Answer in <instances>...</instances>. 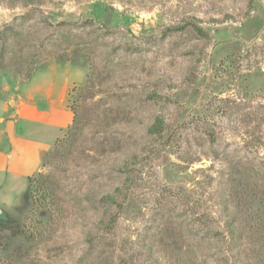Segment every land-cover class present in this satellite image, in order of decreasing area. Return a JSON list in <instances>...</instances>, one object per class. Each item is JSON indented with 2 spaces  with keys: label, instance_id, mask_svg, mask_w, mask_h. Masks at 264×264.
<instances>
[{
  "label": "rangeland",
  "instance_id": "374dc122",
  "mask_svg": "<svg viewBox=\"0 0 264 264\" xmlns=\"http://www.w3.org/2000/svg\"><path fill=\"white\" fill-rule=\"evenodd\" d=\"M50 64L74 120L0 183V264H264V0H0V99Z\"/></svg>",
  "mask_w": 264,
  "mask_h": 264
},
{
  "label": "crops",
  "instance_id": "0c3cea01",
  "mask_svg": "<svg viewBox=\"0 0 264 264\" xmlns=\"http://www.w3.org/2000/svg\"><path fill=\"white\" fill-rule=\"evenodd\" d=\"M82 75L68 64H50L20 83L9 100L0 99V183L40 172L43 156L74 120L68 94Z\"/></svg>",
  "mask_w": 264,
  "mask_h": 264
}]
</instances>
